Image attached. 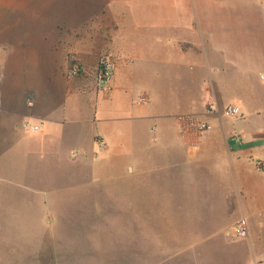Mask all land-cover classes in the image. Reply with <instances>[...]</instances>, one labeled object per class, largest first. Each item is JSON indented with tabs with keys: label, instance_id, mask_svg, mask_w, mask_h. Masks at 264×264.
Segmentation results:
<instances>
[{
	"label": "crops",
	"instance_id": "0c3cea01",
	"mask_svg": "<svg viewBox=\"0 0 264 264\" xmlns=\"http://www.w3.org/2000/svg\"><path fill=\"white\" fill-rule=\"evenodd\" d=\"M261 2L0 0V153L18 143L36 167L30 199L6 196L0 216L17 224L4 221L0 236L18 233L42 246L29 263L21 255L9 260L2 247L0 264L66 262L78 248L68 241L75 214L64 207L75 193L95 190L99 212L83 215L82 231L95 249L106 246L110 231L93 229L97 217L131 221L130 252L141 231L158 253L179 254L181 264H264ZM103 57L115 64L106 89L96 79ZM73 61L82 66L76 76L69 74ZM227 106L238 115L225 116ZM181 114L212 129L186 137ZM25 120L40 124L39 132L25 130ZM6 170L0 161V175ZM109 205L125 208L111 214ZM239 220L247 222V238L234 233ZM177 222L178 233L171 230ZM165 235L178 237L176 248ZM108 246L121 250L120 243Z\"/></svg>",
	"mask_w": 264,
	"mask_h": 264
},
{
	"label": "rangeland",
	"instance_id": "374dc122",
	"mask_svg": "<svg viewBox=\"0 0 264 264\" xmlns=\"http://www.w3.org/2000/svg\"><path fill=\"white\" fill-rule=\"evenodd\" d=\"M262 5H264V0H261ZM14 14L10 13L9 17H13ZM29 158L26 157V154L23 152L21 146L16 143L14 147L6 146L5 149L0 153V161L5 164L6 171L3 175H0V210L1 206L5 204L6 196L11 193L12 197H20L23 199H30L35 193L34 190V180L33 175L36 167L32 162H29ZM28 171V172H27ZM33 180V181H32ZM19 194V195H18ZM75 197L74 203L67 204L64 207L65 212L74 213L75 220L69 222L70 231H73L72 235L69 236L68 241L73 242L74 247L77 246L78 249L72 251L68 255V259L66 262H62L60 257H58L59 264H181V259L177 257L179 254H175L173 252H165L164 254L158 253V249H155L156 243L152 245L150 243V235L146 238H143L141 231H138V242L137 248H134V252H130V236H131V221L123 220V221H110V220H100L101 218H95L92 221H89V224L92 225L93 229L96 231L98 225L100 228H104L110 230L109 232L104 231V242L106 246H102L98 249H95L97 244L90 242L89 245H86L85 237L82 235V231L87 229L85 228L87 222H84L83 215L85 213H97L99 212V206L97 204V190H95L94 194H85L82 192H77L73 195ZM94 197V198H93ZM4 199V200H3ZM95 200V201H91ZM26 204L23 203V206ZM103 208V206H100ZM106 212L112 214V212L119 211V209L125 208L124 206H105ZM116 207V210H115ZM60 209L59 205H51L50 210L54 212H58ZM37 212L43 213L41 211V207L37 205ZM2 220H0V228L3 227L5 222H9L10 225L17 224L15 220L10 216V221H5L3 216H0ZM73 219V218H72ZM99 220V221H98ZM5 221V222H4ZM158 222V221H157ZM67 222H59L57 224L58 228L65 227ZM163 224L162 222H158ZM50 222L39 223L37 222V228H49ZM171 230H174L176 233L179 232L178 222L177 224L173 223ZM15 228H20L15 226ZM163 230L167 231L166 224L164 226L161 225ZM22 230V229H21ZM162 230V231H163ZM6 231V230H5ZM133 231V229H132ZM17 232V231H15ZM164 232V231H163ZM151 233V232H150ZM7 234V233H4ZM10 234V233H9ZM15 236H0V249L4 248L2 254L8 256L9 260L16 255L24 256L23 259L25 263H29L32 259H34V255L39 253L42 246L40 244L39 238H37L36 244H25L27 240L25 238H18V233H14ZM156 236L164 235L160 232H153ZM13 235V233H12ZM66 240V238H63ZM25 241V242H24ZM165 244L169 247V249L176 248L178 245V237L173 236H164ZM29 243V242H27ZM121 244L120 251H115L116 248L113 246L114 244ZM80 245V246H79ZM20 250H15L19 249ZM29 247H37V251L34 249H30ZM159 248H162L158 246ZM83 250L81 251V249ZM167 248V247H166ZM100 249V250H99ZM42 251V250H41ZM59 254L63 253V250L58 251ZM219 253H216L218 255ZM72 255V256H71ZM176 255V257L171 258V256ZM214 255V254H213ZM215 256V255H214ZM209 257H212V254H209ZM185 261V260H184ZM182 261V262H184ZM20 263V261H19ZM186 264V263H185ZM213 264V263H206Z\"/></svg>",
	"mask_w": 264,
	"mask_h": 264
},
{
	"label": "built area",
	"instance_id": "2783aa9c",
	"mask_svg": "<svg viewBox=\"0 0 264 264\" xmlns=\"http://www.w3.org/2000/svg\"><path fill=\"white\" fill-rule=\"evenodd\" d=\"M115 64L113 60L107 57H103L99 60L98 68L96 72L97 84L100 88H108L109 83L114 74ZM82 72V66L79 62L73 61L69 68V74L71 76H76ZM146 97H139L138 102H145ZM211 110V109H210ZM238 109L235 106H227L224 109V115L228 117H234L238 115ZM178 125L181 133L192 139H199L208 133L212 129V125L204 120L203 118L194 114H181L177 117ZM23 128L30 133H37L40 130V124H32L25 120L22 124ZM264 133V129H263ZM231 140L240 144L242 142V136L240 134H235L231 137ZM100 148L106 146L105 141L101 137L95 139ZM234 233L236 237L244 239L248 237V225L245 220H239L234 225Z\"/></svg>",
	"mask_w": 264,
	"mask_h": 264
},
{
	"label": "trees",
	"instance_id": "16d2710c",
	"mask_svg": "<svg viewBox=\"0 0 264 264\" xmlns=\"http://www.w3.org/2000/svg\"><path fill=\"white\" fill-rule=\"evenodd\" d=\"M72 63H73V62L69 63V66H71V65H72Z\"/></svg>",
	"mask_w": 264,
	"mask_h": 264
}]
</instances>
